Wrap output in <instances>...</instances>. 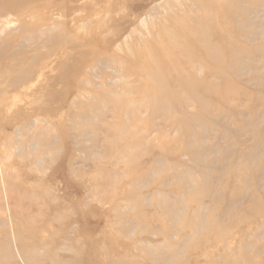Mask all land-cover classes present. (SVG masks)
<instances>
[{"label":"rangeland","instance_id":"374dc122","mask_svg":"<svg viewBox=\"0 0 264 264\" xmlns=\"http://www.w3.org/2000/svg\"><path fill=\"white\" fill-rule=\"evenodd\" d=\"M0 264H264V0H0Z\"/></svg>","mask_w":264,"mask_h":264},{"label":"bare ground","instance_id":"6f19581e","mask_svg":"<svg viewBox=\"0 0 264 264\" xmlns=\"http://www.w3.org/2000/svg\"><path fill=\"white\" fill-rule=\"evenodd\" d=\"M222 0H216V3L218 4V5H220V2H221ZM173 4V2H171L170 1V4ZM215 13H217V10H213ZM209 16H211V14H210V11H208L207 10V13H206V17L208 18ZM145 20V19H144ZM143 21V20H142ZM212 20H209L208 22H209V24H210V22H211ZM145 22H147V21H145ZM145 22H143L144 24H145ZM148 25V24H147ZM146 26V25H145ZM162 27V26H161ZM149 30V29H148ZM204 30V28H200V29H198V31H203ZM206 35V34H205ZM170 36V38H171V41L173 42L174 41V39L176 38L174 35L172 36V35H169ZM179 39H180V37H179ZM169 42H170V39L168 40ZM205 45H206V48H208V53L210 54V56L212 57V59H215V60H217L218 59V55L216 54L217 52H215L214 50H215V46H213V45H211L210 44V40H209V38L208 37H204V39H203V41H202ZM209 44H210V46H209ZM147 73V75L149 76L148 77V79L149 80H155V79H158V73H159V68L158 67H154V68H151L150 69V71H148L147 72V69L146 70H144V73ZM156 98V97H155ZM81 109H82V111H84L85 112V110H86V108L85 107H81ZM82 119L81 120H83L84 121V117H81Z\"/></svg>","mask_w":264,"mask_h":264}]
</instances>
